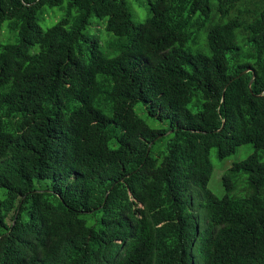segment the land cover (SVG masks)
Here are the masks:
<instances>
[{
    "label": "trees",
    "instance_id": "trees-1",
    "mask_svg": "<svg viewBox=\"0 0 264 264\" xmlns=\"http://www.w3.org/2000/svg\"><path fill=\"white\" fill-rule=\"evenodd\" d=\"M46 8L66 11L43 30ZM149 10L137 23L126 0H0V264H192L191 186L203 264H264V0ZM248 68L250 90L252 72L235 78ZM244 144L255 152L216 197L210 148L223 159ZM241 172L250 191L231 196Z\"/></svg>",
    "mask_w": 264,
    "mask_h": 264
},
{
    "label": "rangeland",
    "instance_id": "rangeland-1",
    "mask_svg": "<svg viewBox=\"0 0 264 264\" xmlns=\"http://www.w3.org/2000/svg\"><path fill=\"white\" fill-rule=\"evenodd\" d=\"M154 0H126L127 7L132 14V18L137 23H143L150 14V4ZM213 9L215 7V0H212ZM49 12H46L43 15V20L41 19L39 22L40 27L43 30L54 25L58 19H60L64 13L65 8L60 10L58 8L49 9L46 8ZM86 32L95 40L98 41L100 50L103 51L106 55H111L110 50L108 48V42L114 39V36L107 32L106 30V19H98L96 17H91L90 24L88 25ZM5 32L0 31V40H3V34ZM237 43L239 46H242V41H240V36L237 35ZM208 53L209 51H205ZM135 114L142 119L150 128L152 129H161L164 124L158 122L156 119L149 117L142 104L138 103L133 108ZM163 142H158V146H162ZM254 147L251 144L240 145L236 148V151L223 159H220L218 156V150L216 146L210 148L209 151V160L212 165V173L210 179L207 183V189L216 197L220 198L224 196L226 193V189L223 185V176L229 172L231 166L235 163H238L249 155L254 153ZM260 161L264 162V149L257 151ZM232 182L234 184V189L230 192L231 196L243 197L249 193V182L247 179V174L241 172L234 176H232ZM2 191H0L1 193ZM190 192L195 202V209L193 212L195 216L198 218L199 223V234L197 237V241L194 246L189 251V258L192 264H203V260L199 251L200 245L203 240L208 236L209 230L207 227V219L205 210L202 209L201 203H203L202 195L200 190L195 187H190ZM264 198V189L261 193ZM9 222V220H8Z\"/></svg>",
    "mask_w": 264,
    "mask_h": 264
},
{
    "label": "water",
    "instance_id": "water-1",
    "mask_svg": "<svg viewBox=\"0 0 264 264\" xmlns=\"http://www.w3.org/2000/svg\"><path fill=\"white\" fill-rule=\"evenodd\" d=\"M248 72H252V74H253L252 79H251L250 82L248 83V88H249V90H250L251 83H252V81H253V79H254V72H253L252 69L248 68V69L244 70L242 73H240V74H239L237 77H235V78H238V77H240V76H242V75H244V74H246V73H248ZM230 82H232V80H230L229 83H230ZM160 137H161V136H158L155 140H157V139L160 138ZM155 140H154V141H155ZM154 141L151 142V144H150L149 147H148V150H149L150 146L154 143ZM106 196H107V195H106Z\"/></svg>",
    "mask_w": 264,
    "mask_h": 264
}]
</instances>
